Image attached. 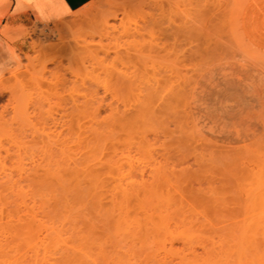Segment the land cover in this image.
<instances>
[{
	"label": "rangeland",
	"instance_id": "1",
	"mask_svg": "<svg viewBox=\"0 0 264 264\" xmlns=\"http://www.w3.org/2000/svg\"><path fill=\"white\" fill-rule=\"evenodd\" d=\"M210 1L228 5L210 23L202 0H93L49 29L2 27L21 60L0 84V157L28 170L47 264L65 246L74 264H264V46L248 36L264 0Z\"/></svg>",
	"mask_w": 264,
	"mask_h": 264
},
{
	"label": "bare ground",
	"instance_id": "2",
	"mask_svg": "<svg viewBox=\"0 0 264 264\" xmlns=\"http://www.w3.org/2000/svg\"><path fill=\"white\" fill-rule=\"evenodd\" d=\"M80 1V0H79ZM217 2V4L215 3V5H213L214 4V2L212 3V1H210V3L207 5V7L205 6V4L203 5V0H202V5L200 4V6H201V9H202V11H201V9H200V13H201V17L200 18H202V20L204 21H202L203 23H205V22H209L208 20L206 21V20H204L203 19V16H205L204 18H207V17H209V19H210V16L208 15V14H210L211 16H212V14L214 15V14H217L216 12L219 10V9H221V7L220 6H222V3L221 4H219L218 3V1H216ZM223 2H225V0H223ZM82 3V2H81ZM206 3H208V1H206ZM227 3V1L225 2V4ZM225 4H223V6L225 5ZM212 6L213 5V9H214V7L216 6V9H214V10H212L211 8H209L210 6ZM219 5V9L217 10V6ZM227 5V4H226ZM225 5V6H226ZM203 6V7H202ZM222 6V7H223ZM224 6V7H225ZM228 6V5H227ZM227 6L225 7V8H227ZM86 7V6H85ZM206 8V9H205ZM209 8V9H208ZM225 8H222L221 10L222 11H224V10H226ZM206 11H205V10ZM224 9V10H223ZM228 9V8H227ZM217 10V11H216ZM78 11H80L81 13H82V16L81 17H86V16H88L89 14H90V12H91V10L90 9H83V8H81L80 10H78ZM78 11H76V12H78ZM205 11V12H204ZM213 11H214V13H213ZM75 12V13H76ZM209 12V13H208ZM212 12V13H211ZM92 13V12H91ZM94 13V12H93ZM202 13H203V15H202ZM207 13V14H206ZM222 15L221 16H223V14H225L226 12H220ZM219 13V14H220ZM241 14L239 15V17L237 18V25H240L241 23H243L244 24V17H243V12H240ZM80 14V13H79ZM73 15H75V14H73ZM218 15V14H217ZM92 16V15H91ZM218 17L217 16V18H220V19H223L222 17ZM228 16V15H227ZM89 17V16H88ZM213 17V16H212ZM215 18H216V16H215ZM224 18H226V20H227V17H225V15H224ZM236 19V18H235ZM262 19V20H261ZM262 22H261V21ZM210 21H212V18H211V20ZM213 21H215V20H213ZM212 21V22H213ZM102 23V22H101ZM104 23V22H103ZM107 23H109V22H107ZM210 23V22H209ZM215 23L217 24L218 22H216L215 21ZM215 23L213 22V23H211V25L213 24V26H215ZM262 23H263V25H264V17L263 18H259L258 19V27H259V31H257L256 32V35H254L253 33L251 34V33H249V37H250V39H251V41H253V43H255V44H257L258 46H264V38H263V36L262 35H257V33H263V30H262V27H261V25H262ZM63 25L65 26L66 25V23H63ZM103 25V24H102ZM103 26H105V23H104V25ZM106 27V26H105ZM104 27V28H105ZM40 28V27H39ZM108 28V27H107ZM107 28H105V29H107ZM111 28V27H110ZM170 30V29H169ZM83 31V30H82ZM2 32L4 33V35H9V33H10V31H8V30H6V29H4V30H2ZM33 32H36L35 30H33ZM91 32V31H90ZM90 34V33H89ZM264 34V33H263ZM93 35H94V33H93ZM92 35V36H93ZM168 35V34H167ZM91 36V37H92ZM94 37V36H93ZM170 37V36H169ZM82 41V40H81ZM74 42V41H73ZM156 42V41H155ZM158 42V41H157ZM72 43V42H71ZM154 43V42H153ZM36 44V45H35ZM34 44V47H40V51H45L47 48L49 49H51L53 52H54V57H56V56H58L59 54H61V53H59L60 52V48H56V47H49V46H45V45H41V44H39V42L37 43H35ZM148 44H150V43H148ZM160 44V43H159ZM79 45V44H78ZM160 45H162V44H160ZM164 45V44H163ZM163 45H162V47H159V49L160 48H163ZM171 45V44H170ZM170 45H169V48H170ZM152 46V45H151ZM164 47H166V50H170V49H167V46L165 45ZM85 48V47H84ZM154 48V47H153ZM74 49H76V47H74ZM83 49V48H82ZM149 49H150V47H149ZM156 49V48H155ZM69 50H71V49H69ZM161 50V49H160ZM160 50H155V52H159ZM13 51H14V53L16 54V56H17V58H18V60H19V62H20V60H21V56L16 52V49H15V47H13ZM152 51V50H151ZM162 52V51H161ZM59 53V54H58ZM76 54V53H75ZM165 54V53H164ZM156 55V54H155ZM159 56V55H158ZM167 56V57H166ZM166 56H163L164 58H166V60L168 59V55H166ZM38 57V56H37ZM159 58H161V57H159ZM59 59V58H58ZM163 59V58H162ZM36 60V59H35ZM71 60V59H70ZM36 62V61H35ZM57 62V61H56ZM39 63V62H38ZM61 63V62H60ZM148 63V62H147ZM150 63V66H151V62H149ZM164 63H167V70H169L170 69V67L168 66L169 64L171 65V63L170 62H164ZM56 64V63H55ZM63 65V64H62ZM165 65L166 64H164V71L166 70V67H165ZM58 66H60V64L58 63ZM152 66H153V64H152ZM19 67V66H18ZM147 67V66H146ZM47 68V66H45L44 67V70ZM152 68V67H151ZM156 68H158L159 69V67H157L156 66ZM155 68V69H156ZM17 69L18 68H16L15 70H13L12 72H10L9 74H7V75H13V77H14V79L16 80V78L18 79V77H17V75H15V74H18V72H17ZM146 69H148V68H146ZM157 69V70H158ZM153 71V70H152ZM161 71V70H160ZM16 72V73H15ZM146 72V71H145ZM51 73V72H50ZM155 73H157V72H155ZM7 75H5V76H7ZM5 76H3V77H1L0 78V84L2 83L1 81H2V79L5 77ZM27 81V80H26ZM136 81V80H135ZM152 81V80H151ZM18 82V84H19V86L21 85V83L19 82V81H17ZM148 82H150V81H148ZM146 83V82H145ZM158 83V82H157ZM44 84V83H43ZM138 84V83H137ZM151 84H152V82H151ZM155 84V83H154ZM160 84V83H159ZM14 85V84H13ZM25 85V84H24ZM147 85V84H146ZM146 85L144 86V87H146ZM15 86V85H14ZM137 86V85H136ZM140 86V85H139ZM148 86V85H147ZM152 85H149L148 87L150 88V89H152L153 87L155 88L154 90L156 91V93H157V90L156 89H159V87H158V84H157V87H155V86H153L152 88ZM37 87V86H36ZM36 87H34V88H36ZM143 87V86H142ZM1 88V87H0ZM16 87H14V89H15ZM140 89H141V87H139ZM8 89V88H7ZM37 89V88H36ZM150 89H148V90H150ZM1 90V89H0ZM15 91H16V89H15ZM3 92V91H2ZM16 93V92H15ZM155 93V94H156ZM28 94V93H27ZM156 96V95H155ZM153 99V98H152ZM150 100H151V98H150ZM154 101H155V99H154ZM151 102V101H150ZM150 104V103H149ZM76 105V104H75ZM77 106V105H76ZM75 155V154H74ZM9 158L11 159V157L9 156ZM77 159V158H76ZM72 162H74V159H72ZM78 162V161H77ZM75 164H77L76 162H75ZM70 165H72V164H70ZM69 165V166H70ZM25 172H28V170L26 169V168H21L18 172L17 171H15V169L12 167V165H7L6 163H5V160H4V158H2V157H0V264H47V259H46V254H47V251H46V254H45V251H44V254H42V250H41V246L40 245H42V239H41V237H40V239L38 240V238H39V236L41 235V234H39V235H37L36 233V235H34V232H33V230L32 229H34L33 227H32V221H33V219H34V217H36L37 215H32L33 213H31V206H29V202H27L26 200H25V197H23L22 196V199H20L19 200V195L20 194H22L21 192H22V190H23V185L21 184V181H19L21 178H23L22 176H24L26 173ZM16 173H18V176L17 177H15L16 176ZM25 177V176H24ZM21 196V195H20ZM27 199V198H26ZM19 211V212H18ZM23 212V214H20V213H22ZM38 219V218H37ZM41 224V223H40ZM37 226V225H36ZM42 226V225H41ZM46 228H49V227H46ZM52 229V228H51ZM50 229V230H51ZM47 236H48V234H46ZM45 235V236H46ZM56 235V234H55ZM36 236H38V237H36ZM47 236H46V238H47ZM51 236V235H50ZM58 236H59V234H58ZM49 237V236H48ZM58 238V237H57ZM34 239H35V241H34ZM50 239H52V238H50ZM49 239V240H50ZM59 239V238H58ZM57 239V240H58ZM37 240V241H36ZM53 240V239H52ZM61 239H59V241H60ZM46 242H47V240H46ZM51 242V241H50ZM58 242V241H57ZM64 242V241H63ZM44 243V242H43ZM61 243V242H60ZM70 243V242H69ZM63 244V243H62ZM51 246V245H50ZM55 246H57V245H55ZM61 246V245H60ZM71 246H73V245H71ZM76 246V245H75ZM77 247V246H76ZM75 247V248H76ZM56 248V247H55ZM63 248V247H62ZM61 247L59 248V249H62ZM72 248H74V247H72ZM81 248V247H80ZM59 249H57V250H59ZM65 251L67 250V249H69V247H67L66 248V246H65ZM64 249H62V251L64 252ZM86 249V248H85ZM44 250V249H43ZM49 250V249H48ZM72 250H75V249H72ZM71 250V251H72ZM50 251H52V250H50ZM62 251H58V252H61V253H59L58 254V252L57 251H55L54 253H53V255L55 254L56 255V253L58 254V255H60V256H56V258L55 257H50V256H48L49 257V260H48V262L50 261V260H53V259H51V258H55L53 261H50V262H54L55 264H63V263H67L68 262V264H69V262H70V264H71V262H73L72 260L71 261H69V260H67V257H65L64 256V254L66 253H68L69 254V252L68 251H70V249L69 250H67L64 254H63V252ZM77 251L75 250V253H76ZM48 253H49V251H48ZM70 254H73V253H70ZM77 254V253H76ZM80 254V253H79ZM86 254V253H85ZM42 255V256H41ZM52 255V254H51ZM52 255V256H53ZM78 255V254H77ZM74 256H76V255H74ZM83 256L84 255H82V258H83ZM73 258V257H72ZM76 258V257H75ZM77 258H80L79 256L77 257ZM81 259V258H80ZM76 260V259H75ZM84 260V259H83ZM78 261V260H77ZM79 261H81V260H79ZM86 260H84V262H85ZM77 263V262H76ZM75 263V264H76ZM83 263V262H82ZM73 264H74V262H73ZM86 264H87V261H86Z\"/></svg>",
	"mask_w": 264,
	"mask_h": 264
},
{
	"label": "crops",
	"instance_id": "3",
	"mask_svg": "<svg viewBox=\"0 0 264 264\" xmlns=\"http://www.w3.org/2000/svg\"><path fill=\"white\" fill-rule=\"evenodd\" d=\"M92 1L0 0V78L18 68L20 64L13 51L14 46L1 31L4 25L30 27L34 22H38L39 27L49 29ZM17 46L21 47V44Z\"/></svg>",
	"mask_w": 264,
	"mask_h": 264
}]
</instances>
